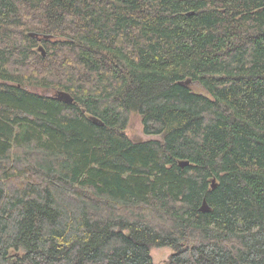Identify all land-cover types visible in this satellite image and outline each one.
<instances>
[{
    "label": "trees",
    "instance_id": "obj_1",
    "mask_svg": "<svg viewBox=\"0 0 264 264\" xmlns=\"http://www.w3.org/2000/svg\"><path fill=\"white\" fill-rule=\"evenodd\" d=\"M152 247L264 264V0H0V264Z\"/></svg>",
    "mask_w": 264,
    "mask_h": 264
},
{
    "label": "rangeland",
    "instance_id": "obj_2",
    "mask_svg": "<svg viewBox=\"0 0 264 264\" xmlns=\"http://www.w3.org/2000/svg\"><path fill=\"white\" fill-rule=\"evenodd\" d=\"M126 132L134 139H161V135H147L143 132L140 116L136 113H131ZM170 253H172V249L168 247H152L150 250L154 264H165Z\"/></svg>",
    "mask_w": 264,
    "mask_h": 264
},
{
    "label": "water",
    "instance_id": "obj_3",
    "mask_svg": "<svg viewBox=\"0 0 264 264\" xmlns=\"http://www.w3.org/2000/svg\"><path fill=\"white\" fill-rule=\"evenodd\" d=\"M45 52L42 50V54H44ZM188 82V80L186 81ZM56 97L60 98V99H63L64 101L66 102H71L73 100L72 96L64 91H57L56 92ZM95 123L97 124H102L101 121H99L97 118L95 117H90ZM212 184L211 186L214 187L215 186V183H214V179L212 180ZM201 210H206V206L205 204L203 203L202 207H201Z\"/></svg>",
    "mask_w": 264,
    "mask_h": 264
}]
</instances>
